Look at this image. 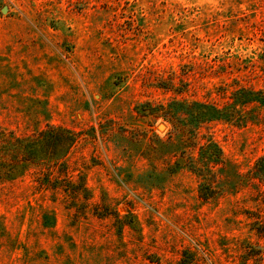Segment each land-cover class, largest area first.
I'll use <instances>...</instances> for the list:
<instances>
[{
    "label": "rangeland",
    "instance_id": "obj_1",
    "mask_svg": "<svg viewBox=\"0 0 264 264\" xmlns=\"http://www.w3.org/2000/svg\"><path fill=\"white\" fill-rule=\"evenodd\" d=\"M239 89L264 93V0H0V131L78 134L0 172V264H264V105L189 121Z\"/></svg>",
    "mask_w": 264,
    "mask_h": 264
},
{
    "label": "trees",
    "instance_id": "obj_2",
    "mask_svg": "<svg viewBox=\"0 0 264 264\" xmlns=\"http://www.w3.org/2000/svg\"><path fill=\"white\" fill-rule=\"evenodd\" d=\"M253 102L264 105V93L239 89L234 93L231 108H218L214 105L194 102L189 107V121L192 122V127H195L199 121L220 118L229 120L233 116L240 118L242 122H247L249 120V117H246L248 112L243 114L240 111ZM171 109L173 110V107ZM176 110L174 109V113H177ZM192 127L189 131L194 130L191 129ZM77 137L78 134L75 131L60 125H48L37 133L23 136H17L13 131H0V172L13 169L16 165L26 162L45 163L60 168L76 143ZM198 160L201 168L198 169L193 164L191 168L205 172L206 169L209 171L222 164L224 156L217 143L208 141L201 146ZM250 174L264 183V154L256 160ZM214 192L215 188H211L209 185L202 184L200 187V193L205 198L212 197Z\"/></svg>",
    "mask_w": 264,
    "mask_h": 264
}]
</instances>
